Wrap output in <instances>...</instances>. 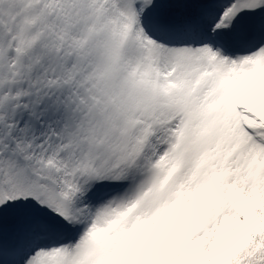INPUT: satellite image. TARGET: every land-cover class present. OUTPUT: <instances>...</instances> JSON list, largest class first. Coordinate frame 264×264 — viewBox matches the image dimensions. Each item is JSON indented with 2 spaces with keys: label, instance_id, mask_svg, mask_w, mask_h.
Wrapping results in <instances>:
<instances>
[{
  "label": "snow or ice",
  "instance_id": "1",
  "mask_svg": "<svg viewBox=\"0 0 264 264\" xmlns=\"http://www.w3.org/2000/svg\"><path fill=\"white\" fill-rule=\"evenodd\" d=\"M0 264H264V0H0Z\"/></svg>",
  "mask_w": 264,
  "mask_h": 264
}]
</instances>
